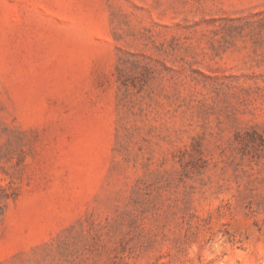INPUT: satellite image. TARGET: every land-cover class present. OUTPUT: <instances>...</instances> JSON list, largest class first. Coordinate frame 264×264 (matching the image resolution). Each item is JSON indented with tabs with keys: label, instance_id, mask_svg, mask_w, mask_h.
Instances as JSON below:
<instances>
[{
	"label": "rangeland",
	"instance_id": "1",
	"mask_svg": "<svg viewBox=\"0 0 264 264\" xmlns=\"http://www.w3.org/2000/svg\"><path fill=\"white\" fill-rule=\"evenodd\" d=\"M0 264H264V0H0Z\"/></svg>",
	"mask_w": 264,
	"mask_h": 264
}]
</instances>
